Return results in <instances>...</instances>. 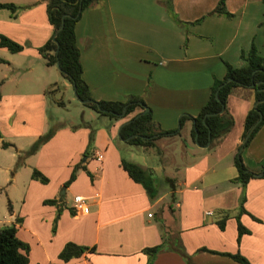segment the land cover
Returning <instances> with one entry per match:
<instances>
[{
	"label": "crops",
	"instance_id": "1",
	"mask_svg": "<svg viewBox=\"0 0 264 264\" xmlns=\"http://www.w3.org/2000/svg\"><path fill=\"white\" fill-rule=\"evenodd\" d=\"M216 1L95 0L81 10L74 25L75 42L81 76L91 97L126 101L136 95L141 101L116 119L107 116L108 120L93 129L88 147L89 123H84L77 129L55 130L32 153L31 167L46 175L47 181L40 182L29 174L17 210L11 206L8 210L9 218H20L16 234L29 245L27 264H242L221 253L236 251L249 264H264V177L258 174L262 168L258 161L264 155V123L245 146L240 150L238 147L245 169L253 173L244 185L245 211L238 216L248 231L241 233L238 240L234 217L241 187L233 178V155L242 140L243 117L255 101L250 85L234 86L226 96V109L233 119L230 129L212 144L209 140L206 145L197 144L199 150L211 148L190 152L192 159L184 162L179 177L165 170L175 168L171 165L174 156L170 149L174 142H178L182 156L189 151L187 141L194 143L190 137L193 120L185 117L179 123V117L196 114L207 97L212 76L222 77L225 62L242 65L239 52L251 43L264 58L261 0H224L230 15L211 12ZM0 2L22 6L14 11L0 7V33L21 44L14 51L21 55L20 61L3 54L9 50L0 46V61L13 67L5 68L8 71L0 68L4 78L13 82L11 91H0V141L7 137L15 149H21L15 144L17 138L32 142L43 128L45 99L41 88L46 84L51 88L52 83L63 80L52 77L50 68H35L44 62L37 47L51 33L45 1ZM107 54L111 57L108 65ZM136 59H143V67L155 71L157 78L147 83L144 69L138 71L130 66ZM168 68L194 72L195 79L170 83L168 76H159ZM20 69L31 72V76L20 82L16 74L12 75ZM3 83L0 79V87ZM20 85L22 90L15 91ZM140 103L148 106L159 128L171 130L157 137L155 146H140L146 151L152 148L157 155L155 165L138 163L151 172L156 184V196L151 200L142 185L120 166L119 144L113 141L118 126L142 110ZM120 139L127 143L125 138ZM211 152L213 158L207 155ZM79 159L90 176L78 167L73 180L62 186L72 164ZM155 168L161 169V178L155 175ZM162 181L166 184L159 187L157 184ZM76 193L86 197V212L72 207ZM45 198L55 202L43 203ZM58 205L60 210L52 230ZM223 214L227 215L219 227L215 220ZM65 241L93 248L64 261L57 253ZM157 243L161 245L152 255L143 250Z\"/></svg>",
	"mask_w": 264,
	"mask_h": 264
},
{
	"label": "trees",
	"instance_id": "2",
	"mask_svg": "<svg viewBox=\"0 0 264 264\" xmlns=\"http://www.w3.org/2000/svg\"><path fill=\"white\" fill-rule=\"evenodd\" d=\"M45 1V13L49 24L51 25V33L48 38L37 47L38 52L43 57L44 62L49 65H55V61H58L59 73L65 76L71 85H74V89L79 98H91V101L83 102L93 108L97 113L108 116L109 118L116 119L119 117L122 110V106L125 105L124 114L128 113L133 109L137 101H141V98L136 95H130L126 101L121 100H110V99H98L94 100L89 92L88 86L81 76L82 67L79 60V49L75 42L74 25L78 19L80 12L85 7H88L95 0H44ZM264 5V0H261ZM80 10L78 11V7ZM167 6L169 1H167ZM0 7H6L11 11L22 7L12 2H0ZM211 12L222 13L230 15L224 6V0H217ZM63 17L62 25L57 30L54 38L52 39L53 32L60 24L61 15ZM172 17L177 22H180L174 14ZM264 21V20H263ZM0 46L6 47L11 52L17 51L21 48V44L11 40L4 34L0 33ZM55 48H57L55 53ZM239 56L243 60V64L240 66H232L228 62H225V72L222 77L218 78L212 76L209 90L205 101L199 107L198 111L193 116L181 115L179 117V123L185 117H190L193 123L190 128V137L197 144H204L209 140V144H212L225 132H227L232 123L233 119L230 113L226 109V96L234 86H248L250 85L253 91V98L259 100L255 108L249 107L242 120V129L240 133V139L243 138L245 133L251 124L257 119L260 114V119L249 133L247 139L243 143H239L236 147L235 154L233 155V164L236 168V174L233 177L239 182L241 187L240 194L238 196V208L234 217L236 220V239L241 233L247 232L248 229L242 225L238 219L239 213L245 211L243 207L244 201V185L246 181L253 175L252 172L245 169L240 155L237 157L236 154L240 153L238 150L239 145L245 146L253 133L264 123V58L257 52L253 43L249 45L246 50H241ZM226 77L231 79L226 81L220 87L217 88L218 84L221 83ZM252 83V84H251ZM52 88H49V90ZM217 89V98L214 96V91ZM95 102L98 103L100 108H97ZM58 103H62V100H58ZM222 106V110L217 112ZM171 130H164L157 126V123L151 117L150 109L139 113L137 116L133 115L124 123H122L118 129V136L120 138H128L125 140L128 144L136 146H153L154 140L157 137L166 135ZM177 133V132H173ZM209 133V139H208ZM52 134V129H48L42 134H38L35 139L30 143L29 147L25 150L15 149L16 160L14 166L22 163V155L24 153L34 152L39 144L47 139ZM154 134V136H151ZM194 134H196L194 138ZM149 136V137H145ZM92 131L88 134V143L91 144ZM10 142L3 139L0 141V145L5 147ZM89 145H86L87 147ZM86 151V150H85ZM81 159L72 164L68 177L63 181L62 186L67 185L75 177V171L78 167L85 170L87 174L90 173L86 170L85 166L80 163ZM260 167L264 166V155L258 161ZM120 166L127 173V175L134 181L140 183L147 193L148 198L151 200L156 196V184L154 182L151 172L144 168L142 165L120 157ZM30 177L40 182H46L47 176L44 175L39 169L32 166L30 170ZM261 177H264V169L262 170ZM43 203H54L53 198H45L42 200ZM7 208L10 211V204L7 200ZM60 210L59 205L56 208V213L53 217L51 229H54L55 220ZM227 214H223L220 218L215 220L219 227L223 226L224 218ZM20 218L14 216L13 221L0 226V264H27L28 261V250L29 245L26 241L20 239L16 234L17 223ZM160 243L145 246V250L149 255H152L160 247ZM93 246H86L77 244L72 241H65L62 247L59 249L57 256L61 260H67L72 256L80 255L84 250H91ZM209 251H214L201 247ZM229 255L233 259L239 261L242 264H249V261L241 255L238 251L236 252H221Z\"/></svg>",
	"mask_w": 264,
	"mask_h": 264
},
{
	"label": "rangeland",
	"instance_id": "3",
	"mask_svg": "<svg viewBox=\"0 0 264 264\" xmlns=\"http://www.w3.org/2000/svg\"><path fill=\"white\" fill-rule=\"evenodd\" d=\"M3 54L6 56H10L13 59H16L17 61H20L19 58L21 55H19L16 52H9V51H2ZM105 58L106 64L108 65L110 60L109 54H107ZM146 65L144 63V60H135L132 62L130 65L131 68H137L138 71H141L144 69L145 77H146V82L151 83L153 77L157 78L155 75V71L148 70L150 68H145L143 67ZM0 68H13L10 65H8L4 60L0 61ZM19 68H23V65H20ZM35 68H43V70H48L47 68H50L52 71V77H56L58 80H63V83H55L49 90V88L45 85L43 86L42 93L44 95V122H43V128L41 129V132L39 134H42L46 132L48 129H52V133L62 127H67V128H73L77 129L80 126H82L84 123H89L88 129L89 131H93V129L97 126L100 125L101 123H104L106 120H108V117L105 115H100L97 113L93 108L90 106L83 104V102H80L77 100V98L74 96L72 88L70 84H68V79L61 75L59 73L58 68H56L55 65H46L43 60L42 62L40 61L39 65H36ZM103 68H118L116 66H103ZM2 70H0V79H3L4 83L0 87V91H11V84L13 83L12 81H9L4 78V76L1 74ZM7 73V72H6ZM19 77L20 82L27 78L28 76H31V72H26L23 69L20 70H15L12 75L13 76ZM159 76H168V80L170 83H185L186 80H194V72H189L186 71L184 73L183 71H180L178 68H168L167 70H164L163 73H159ZM187 75H190L188 77ZM67 85L65 88L63 87V84ZM64 84V85H65ZM22 85V84H21ZM21 85L19 88H17L15 91H21ZM63 87V88H62ZM58 100H62V103H58ZM83 120V121H82ZM103 121V122H102ZM72 123V124H71ZM71 125V126H70ZM73 125V126H72ZM88 131V134H89ZM52 135V134H51ZM50 135V136H51ZM49 136V137H50ZM48 137V138H49ZM47 138V139H48ZM5 141H9V138L3 137L2 138ZM47 139H45L43 142H45ZM25 139H20L17 138L15 144L17 143L18 145H21V149L25 150L26 148L29 147L31 142H25ZM113 141L117 142L119 144V149L121 156L120 157H125L127 160H131L136 163H142L144 165H155L156 163V153L152 151V148H149L147 151L142 149L140 146L132 145V144H127L123 143L119 136L116 134V136L113 137ZM42 142V143H43ZM41 143V144H42ZM178 142H174L171 145V151L173 152L174 156V162L171 164L173 167H165V170L172 175H175L176 177H179L180 174L182 173L181 171L183 170V166L185 165L184 162L186 160H191L192 156L190 155V152H201V151H208L211 147H209L207 150H199L196 145V142H191L189 139L186 143V150L189 148V151H186V153H179V147H178ZM155 146V142L153 143ZM159 144V143H156ZM40 145V144H39ZM86 145H89L88 143V135H87V140H86ZM17 146V145H16ZM158 146V145H156ZM14 144H9L7 147H0V226H2L3 223H9L8 221L13 220V218L8 217V208H7V200L9 201L10 206L12 209L15 211L17 210L19 206V198L21 195V191L23 189L24 182L28 175L30 174L31 170V164L29 163L30 160L32 159V153H24L22 155V163L14 166V161L16 160V150L14 148ZM39 147V146H38ZM209 158H213V153H207ZM83 157V155H82ZM81 157V158H82ZM162 157V156H160ZM163 159V157L161 158ZM8 161L10 165L7 166L5 169V165ZM177 167V168H176ZM155 175H157L159 178H161V169L160 168H155L154 169ZM14 176L13 179L11 177ZM166 184L165 181H162V183L158 182V186ZM70 193L67 192V196L70 198L71 196L69 195Z\"/></svg>",
	"mask_w": 264,
	"mask_h": 264
},
{
	"label": "water",
	"instance_id": "4",
	"mask_svg": "<svg viewBox=\"0 0 264 264\" xmlns=\"http://www.w3.org/2000/svg\"><path fill=\"white\" fill-rule=\"evenodd\" d=\"M79 10H80V6L78 7V11H79ZM64 15H65V14H62V15H61L60 24L58 25V27H57V28L54 30V32H53V38H52V39H53L55 42H56V40H55V38H54V35L56 34L57 30L61 27ZM56 50H57V48H55V53H56ZM55 66H56V68H59L58 61H57V60L55 61ZM230 79H231L230 77H226L221 83L218 84L217 88L220 87L222 84H224L226 81H228V80H230ZM251 84H252V83H251ZM72 91H73L74 96H75V97L77 98V100H79L80 102L91 101V98H84V99L79 98L78 95H77L76 92H75L74 85H72ZM214 96L217 98V89L214 91ZM258 101H259V100H255V101H254V103H253V107H254V108H255V105H256V103H257ZM140 104L143 106L142 110H140L139 112H137L136 114H134L133 117L137 116L139 113H141V112H143V111H145V110L148 109V106H146L145 104H143V103H140ZM95 105H96L97 108H100L97 102H95ZM125 105H126V104H124V105L122 106V110H121V112H120V115H123V113H124V109H125ZM221 110H222V106H221V108H220L217 112H220ZM259 119H260V114L258 115L257 119H256V120L251 124V126L248 128L247 132L245 133V135L243 136V138H242V140H241V143H243V142L247 139L249 133H250V132L252 131V129L255 127V125L257 124V122L259 121ZM127 120H128V119H127ZM127 120H125V121H127ZM125 121H124V122H125ZM177 123H178V122H177ZM121 124H122V123H121ZM121 124H120V125H121ZM120 125H119L118 128H117V135H118V129H119ZM151 136H154V134H152ZM195 136H196V134H194V137H195ZM145 137H149V136H145ZM127 138H128V136L125 137V139H127ZM208 139H209V133H208ZM206 144H208V141H207L205 144H203V145H206ZM241 147H242V145L239 146V150L241 149ZM236 156L238 157V156H239V153H237ZM263 169H264V166L260 169V171H259L258 174H261ZM62 191H63V190H62V188H61V190L59 191V195L62 194Z\"/></svg>",
	"mask_w": 264,
	"mask_h": 264
},
{
	"label": "built area",
	"instance_id": "5",
	"mask_svg": "<svg viewBox=\"0 0 264 264\" xmlns=\"http://www.w3.org/2000/svg\"><path fill=\"white\" fill-rule=\"evenodd\" d=\"M97 157L100 156L99 153L96 154ZM86 197L82 194L76 193L73 194L72 196V207L75 210H79L81 212H86L87 211V206H86ZM207 213L209 211H206ZM148 215H150V212L147 213Z\"/></svg>",
	"mask_w": 264,
	"mask_h": 264
}]
</instances>
